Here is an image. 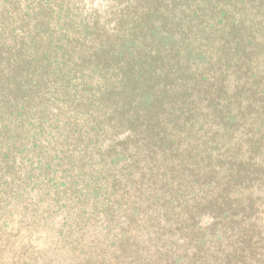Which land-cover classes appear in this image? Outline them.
Wrapping results in <instances>:
<instances>
[{
    "label": "trees",
    "instance_id": "1",
    "mask_svg": "<svg viewBox=\"0 0 264 264\" xmlns=\"http://www.w3.org/2000/svg\"><path fill=\"white\" fill-rule=\"evenodd\" d=\"M245 5L0 0V264L205 263L218 219L242 209L226 186L193 193L209 158L195 92L214 37L245 55ZM236 67L229 104L245 98ZM246 240L233 264L262 255Z\"/></svg>",
    "mask_w": 264,
    "mask_h": 264
},
{
    "label": "rangeland",
    "instance_id": "2",
    "mask_svg": "<svg viewBox=\"0 0 264 264\" xmlns=\"http://www.w3.org/2000/svg\"><path fill=\"white\" fill-rule=\"evenodd\" d=\"M246 3L237 13L244 16L243 34L249 35L243 49L245 55L240 60H232L233 43L221 44L214 37L207 69L210 86L206 84V93H203L202 86L197 85L195 92L196 101L205 100L198 101L196 106L207 104L201 110L206 117L198 112L194 120L197 136L205 132L207 138L204 144H198L196 152L200 158L204 151L209 158L200 162L195 173L198 178L204 172L207 180L199 177L193 193L203 195L199 189L204 187L209 190L208 194L214 195L219 189L224 192L226 186L227 197L242 209L231 216L236 223H231L230 216L218 219L213 238L209 236L212 242L205 244L208 249L205 258L203 252L197 253L198 260L204 264H233L232 256L238 253L236 246L243 245L242 240L250 235L251 240H246L247 251L262 253L260 257L257 254V261L252 264H264V0H246ZM215 47L218 48L215 50ZM236 64L244 80L245 98L236 97L229 104L224 98L236 84L233 81L239 74ZM254 221L261 225L257 226L260 232L250 229ZM18 253L16 248L13 259ZM5 261L9 263L10 257Z\"/></svg>",
    "mask_w": 264,
    "mask_h": 264
}]
</instances>
